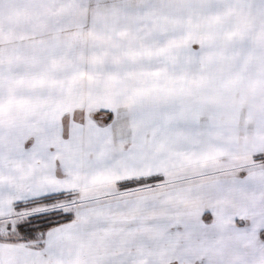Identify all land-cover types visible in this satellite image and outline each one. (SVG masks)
Segmentation results:
<instances>
[{"label": "snow or ice", "instance_id": "snow-or-ice-1", "mask_svg": "<svg viewBox=\"0 0 264 264\" xmlns=\"http://www.w3.org/2000/svg\"><path fill=\"white\" fill-rule=\"evenodd\" d=\"M0 264H264V0H0Z\"/></svg>", "mask_w": 264, "mask_h": 264}]
</instances>
